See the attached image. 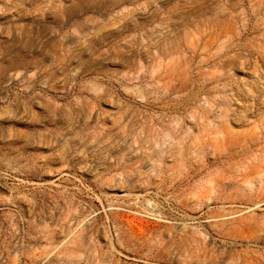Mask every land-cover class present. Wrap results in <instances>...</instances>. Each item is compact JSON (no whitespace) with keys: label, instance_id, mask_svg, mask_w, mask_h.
I'll use <instances>...</instances> for the list:
<instances>
[{"label":"rangeland","instance_id":"374dc122","mask_svg":"<svg viewBox=\"0 0 264 264\" xmlns=\"http://www.w3.org/2000/svg\"><path fill=\"white\" fill-rule=\"evenodd\" d=\"M0 264H264V0H0Z\"/></svg>","mask_w":264,"mask_h":264}]
</instances>
